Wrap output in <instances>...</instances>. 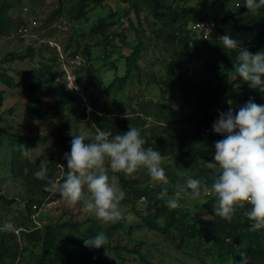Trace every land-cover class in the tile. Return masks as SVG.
<instances>
[{"label":"rangeland","instance_id":"rangeland-1","mask_svg":"<svg viewBox=\"0 0 264 264\" xmlns=\"http://www.w3.org/2000/svg\"><path fill=\"white\" fill-rule=\"evenodd\" d=\"M79 1L4 0L3 9L0 3V228L10 222L17 234L15 238L11 232L0 231V237L4 235L6 245L12 248L6 256L8 264H51L40 257L43 254L41 243L25 239L21 231L70 220L86 226L97 221L104 228L117 225L108 241L118 249L104 247L100 255L119 264H234V254L228 253L200 227L194 226L187 234L173 230L169 235L149 227L134 209L144 208L142 200L133 204L124 198L121 210L125 217L131 215L133 219L107 224L84 213L80 205L68 206L54 193H50L40 206L34 204L32 211L29 210L25 181L13 170L18 153H26L36 161L51 152L59 136L87 133L86 142H89L99 127L96 113L141 115L152 140L169 139L181 143L183 139L195 149L201 144L199 138L181 129L182 124L165 120L173 108L177 120L190 113L179 90L171 94L163 89L167 87L164 83L171 74L172 63L176 64L182 57L187 58L186 64L189 58L194 59L190 56L192 44L187 50L185 40H180L195 30L191 19L179 15L171 27L148 3L87 0L85 7L80 9ZM162 1L179 12L187 6L221 8L219 0ZM237 2L242 3L230 0L222 13L239 11ZM243 15L245 12L241 13ZM102 20L110 24L109 38L92 32ZM172 31L176 34L174 41L170 37ZM136 47L141 50L137 57L140 71H129L126 56ZM197 64L203 66L202 61ZM230 70L229 78L235 80L238 75L234 63ZM175 72L177 75L178 68ZM109 86L112 92L105 97L104 91ZM62 91L69 96L66 105L60 99ZM232 108L234 113L238 111ZM206 130L218 135L211 129ZM163 156L162 166L169 184L153 182L149 177L147 183L165 202L166 198L160 195L164 187L172 195L176 185L183 184L186 177L199 178L194 170L175 165L174 156ZM182 158L195 164L187 155ZM59 162L66 164L64 157ZM177 172L184 175H177ZM121 174L109 173L115 175V183L122 189ZM140 180H145V176ZM180 203L178 209L188 211L190 223L194 215L205 219L216 217L214 197L202 196L195 201L184 199ZM245 218L238 209L231 222L240 224ZM74 264L96 263L83 258Z\"/></svg>","mask_w":264,"mask_h":264},{"label":"trees","instance_id":"trees-1","mask_svg":"<svg viewBox=\"0 0 264 264\" xmlns=\"http://www.w3.org/2000/svg\"><path fill=\"white\" fill-rule=\"evenodd\" d=\"M86 1H79L80 9L85 7ZM132 1L137 4H150V7L155 10V14L171 27L174 26L179 15L183 19L190 18L194 24L213 22L216 25V30L213 31L210 38H205L203 32L198 33L197 30H194L191 34H186L180 39L185 40L187 50L192 44L193 53L190 56L194 59L189 58L186 64L187 58L182 57L181 61L179 60L176 64L172 63L171 74L164 83L167 87L163 89V92L166 90L171 94L179 90L186 106L190 109L189 114L178 120L175 117V109H171L169 117L165 119L166 122L182 124L181 129L188 132V135L199 138L201 144L195 149L183 139H181V143L169 139L160 140L157 138L152 140L141 115H110V112L107 111L104 114L96 113L95 120L102 130H111L113 135L125 133L129 130L130 125L137 127L147 140L146 146H152L162 155L174 156L175 165L194 170L202 182L210 184L213 182L215 173L213 170L207 169L205 163L214 161L215 142L224 137L221 134L215 135L213 132L207 133L206 129L212 130L219 114L227 112L229 108L228 99L233 101L232 107L238 110L246 105L250 99L259 105H264V94L250 88L248 83L239 77L235 80L229 78L230 67L236 62L237 52L224 49L220 37L229 35L252 53L264 51V7L253 15L245 7V0H240L242 3L237 2L239 11L229 10L223 14L222 11L227 10L230 0H219L221 8L215 5L187 6L183 7L180 12L176 7L173 8L172 5H167L162 0ZM0 3L1 9L5 8L4 0H0ZM242 12H245V15L241 16ZM109 29L110 24L102 20L92 29V32L105 34L109 38ZM159 32L161 34V31ZM120 35L127 37L124 33ZM170 37L173 41L176 39L174 31L170 33ZM140 52V48L136 47L132 54L126 56L129 71L134 69L140 71V66L137 63ZM198 61L203 62L202 67H198ZM183 64H186L185 68ZM177 68L178 74L176 75L175 70ZM118 86H121V83ZM111 89L110 86L105 89V97L110 96ZM60 95L62 104L66 105L69 102L68 93L62 91ZM72 138L71 136H59L52 144L51 152L41 155L36 161L28 158L27 154L19 155L18 153L13 170L25 181L28 195L27 206H29L30 211H32L34 204L40 206L50 194L44 190V185L47 182L36 179L34 172L39 169L41 162H44L48 167L49 178L57 179L59 161L65 153L71 150ZM184 155L191 157L195 164L183 159L182 156L184 157ZM25 168L28 169L27 174L24 172ZM143 176H145V180L141 181ZM148 177L144 171L136 174L135 177L121 174L125 200L135 204L145 198L143 200L144 208L138 210L134 207V209L149 227L166 235L171 234L173 230L187 234L194 226L200 227L215 238L228 253L234 254V264H240L242 255L248 258L249 264H264V229L254 230L247 218L239 224L223 220L218 216L213 219H205L199 215H194L192 217L193 223H190L187 220L188 211H182L178 208L170 210L166 207V203L161 200L157 191L147 183ZM241 212L243 211L241 210ZM114 228L116 229L117 225L104 228L97 221H92L86 226L84 223L70 220L57 225L48 224L44 227L22 230L21 233L25 239L41 243L43 254L40 257L43 261L51 264H74L83 258L92 259L96 264H119L111 261L107 256L100 255V250L104 247L96 249L84 246L85 239L94 238L101 232L105 233L109 240ZM11 233L17 238L15 232ZM106 247L118 249V247H113L110 242ZM11 250L12 248L6 245L5 236L1 234L0 264H8L6 256L10 254ZM136 252L140 253V250L137 249Z\"/></svg>","mask_w":264,"mask_h":264},{"label":"clouds","instance_id":"clouds-1","mask_svg":"<svg viewBox=\"0 0 264 264\" xmlns=\"http://www.w3.org/2000/svg\"><path fill=\"white\" fill-rule=\"evenodd\" d=\"M245 7L255 15L264 7V0H245ZM220 39L224 49L237 52L234 71L238 77L264 94V51L252 53L229 35ZM227 104V112H221L212 126L224 138L215 142L214 161L205 163L215 173L211 185L188 176L183 184L176 185L172 195L168 194L167 187L160 195L166 198V207L170 210L181 207L184 199L214 197L216 216L231 221L238 209L244 210L243 216L254 230L264 229V105L250 99L234 113L233 101L228 99ZM87 135L72 134L71 150L64 154L66 164H59L57 179L49 178L44 162L34 172L35 178L47 182L45 191L59 194L70 207L80 205L84 213L105 224L123 219L131 221L133 217H125L121 210L125 192L115 183V175L109 173L135 177L144 171L151 181L168 185L169 178L162 166L164 156L152 146H146L141 130L131 125L125 133L115 135L111 130L97 127L89 142H86ZM24 172L27 174L28 169ZM177 175L184 173L177 172ZM246 206L250 207L246 209ZM0 231L16 229L6 222ZM108 242L107 235L101 232L85 239L84 246L106 248ZM240 264H249L248 258L242 255Z\"/></svg>","mask_w":264,"mask_h":264},{"label":"built area","instance_id":"built-area-1","mask_svg":"<svg viewBox=\"0 0 264 264\" xmlns=\"http://www.w3.org/2000/svg\"><path fill=\"white\" fill-rule=\"evenodd\" d=\"M195 30H201L205 38H210L213 31L216 30V25L213 22H199L193 25ZM210 30V31H209Z\"/></svg>","mask_w":264,"mask_h":264}]
</instances>
